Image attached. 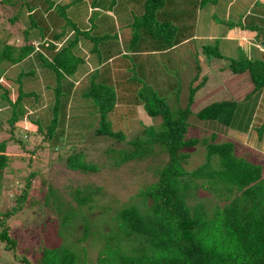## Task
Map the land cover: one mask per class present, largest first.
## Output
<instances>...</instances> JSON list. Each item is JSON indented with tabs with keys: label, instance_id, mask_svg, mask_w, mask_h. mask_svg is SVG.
I'll return each instance as SVG.
<instances>
[{
	"label": "trees",
	"instance_id": "1",
	"mask_svg": "<svg viewBox=\"0 0 264 264\" xmlns=\"http://www.w3.org/2000/svg\"><path fill=\"white\" fill-rule=\"evenodd\" d=\"M31 1L26 2L31 12L34 10L32 14L29 12L30 24L23 31L26 42L18 45L10 41L7 28L2 30L3 35L0 36V80L6 76V72L11 71L8 69L14 68L18 72L22 63L31 64L25 59L34 52L42 62L39 67L30 66L25 70L27 72L20 71L15 82L18 84V97L15 100L8 96V90L0 81V88L4 89L1 98L11 107L9 117L0 121V128L6 125L8 132H11L9 138L0 140V188L3 171L10 161V154H7L9 141H15L23 149L29 144L24 136L32 139L33 135L44 129L43 118L31 119L26 105V97H34L36 102L41 92L34 88L27 90V85L21 81L24 74H31L34 82L38 83L44 71L52 72L56 83L54 87L46 84L48 89L54 91V101L51 122L44 130L45 139H53L52 142L57 144L64 136L56 129L60 126L58 113L66 114L69 100L66 101L65 96L68 99L74 95L77 103L80 99L89 100L96 105L95 120L98 124L88 131L96 135L95 141L116 138L134 145L133 150L109 148V160L114 159L109 162V167H118L131 159L135 164L147 159L148 164L138 172L141 175L153 172L157 178L154 181L147 179L143 183L138 181L142 184L135 194L136 198L118 203L117 207L100 202L101 197L106 195L103 186L90 180L84 182L75 179L76 184L69 185L71 200H61L56 207L60 212L61 224L56 234L64 241L40 248L42 252L36 264H264V150L251 148L239 137L229 136V133H234L232 130L238 134L254 131L260 142L264 139L263 54L255 53L256 56L250 57L240 50L239 56L228 57L222 54L219 39L214 44L202 46L205 56L228 60L227 65H219L216 70L223 71L228 67L233 73L248 72L252 87L244 102L221 98L195 107L198 104V91L207 85L211 75L206 71L201 75L205 64L199 57L196 59L195 74L188 82V92L182 93V89H179V93L171 96V99L160 94L159 87L145 81L144 71L137 67L132 58L127 59L125 74H120L119 70L113 77L110 63L106 62L88 78L75 84L69 77L78 72V66L84 59L75 53L74 47L81 35L93 42L92 29L83 31L73 24L74 37L69 44L59 47L56 41L66 32L56 30L43 15L52 11L56 1L42 0L39 6L34 4L35 0ZM201 1L203 4L219 2ZM2 2L5 8L17 4L15 0ZM150 2L154 6L152 10H159L165 0ZM65 7L55 4V9L60 13L64 12ZM244 10L237 12L238 18L217 17V21L226 23L230 28L238 26L253 30L255 19L248 14L250 8ZM146 13L153 20L152 24H159L154 20V14ZM69 19L65 21L66 24ZM9 20L11 24L15 21L20 23L19 10ZM168 23L158 26L162 25L165 34L168 33L165 39H169L167 47L171 48L176 43L172 42L174 29ZM34 30L38 31L36 37L32 34ZM37 41L40 42L38 50L35 45ZM134 69L138 76L132 73ZM200 77L203 79L195 83ZM128 100L132 101V111L129 115L122 114L120 120L114 122ZM141 112L147 118H160V123L145 126L142 132H133ZM26 117L34 121L36 130L29 132L17 125ZM194 127H202L208 133L201 137L188 135ZM16 131L21 136H16ZM197 145L205 148L207 158L203 164L189 170L187 163L190 152L193 149L199 152ZM75 150L73 147L67 153L68 168L79 172H96L100 169L98 164L84 160L83 150ZM24 157L21 156L23 161ZM35 176L36 172L29 173L25 187L17 192L11 210L0 211L1 225L12 213L38 203L35 197L28 195ZM200 189L209 195L202 194ZM55 193L50 186L45 201L48 202L52 195L58 201ZM79 225H82V235L77 239L71 238ZM46 230L45 227L40 232ZM82 241L89 242V245H79L78 242ZM0 243L16 247V239L10 235L8 227L0 229ZM90 246L96 250L93 257L90 256L93 253ZM21 260L33 264L27 256Z\"/></svg>",
	"mask_w": 264,
	"mask_h": 264
},
{
	"label": "rangeland",
	"instance_id": "2",
	"mask_svg": "<svg viewBox=\"0 0 264 264\" xmlns=\"http://www.w3.org/2000/svg\"><path fill=\"white\" fill-rule=\"evenodd\" d=\"M15 1L16 5H9L5 8L3 6L4 1L0 0V36L3 35L2 30L7 28L10 32L8 39L18 45H22L26 42L23 34L24 28L30 24L29 12L31 10L26 5V2L31 3L32 1ZM41 1L35 0L34 4L39 6ZM254 1L219 0L218 4H213L212 2L203 4L201 0H165L162 8L152 10L154 6L150 0H56L55 4L66 6L64 12L61 11L60 13L57 8L55 9L54 4L53 9H51L52 11L43 15L45 20H48V22H51L56 27H54L56 30L66 32L65 36L58 40L59 47L69 44L72 40L74 34L69 28H73V24H76L78 27L80 26V29L83 31L89 30V28L92 29L91 35H94L93 42L85 38L84 35H81L79 36L78 44L74 47L75 53L79 57L84 58V61L78 66V72L69 77L70 80H74L75 84L88 78L98 68L96 67L98 60L108 57L109 54L115 53V51L123 50L122 46L115 48L112 46V43L116 42L117 45L120 44L118 36L124 30L130 34L129 36H124L126 42L124 45L128 51H131L132 46L156 50V55H151L148 59L144 60L139 56V69L144 71L147 77H145V81L151 83L154 87H159L161 89L160 94L169 96L171 99V96L179 93V89H182V93L184 91L188 92V82L192 80L195 74L196 59H198V53H201L202 44L209 45L212 44L213 40H216V38L211 39L209 35L214 34V37L219 38L224 36L225 32H228L226 39L230 40L231 49H229L231 52H228L233 56L236 55L237 57L240 54V49H236V46L240 45L246 48L243 42H246L249 38L248 35H245V32L242 33L243 28L238 26L232 28L230 26L226 27V23L221 25L218 23L217 17L225 19L236 18L237 12L241 13L244 9L246 11L248 8H252L253 5L251 4ZM91 5H98L101 8L90 11L89 6ZM215 5H217L220 11L219 9H215ZM18 10L20 23L15 21L11 24L9 19ZM108 11H113L114 15ZM146 11L152 15L154 14V20L159 24L171 23V27L174 29L172 42L177 43L173 50L163 51L169 45V39H165L168 33L165 34V28L162 25L152 24L153 20L148 16L149 14ZM260 12L264 14V9L260 10ZM32 13H34V10ZM48 14L49 17L47 18ZM248 14L253 16L256 15V12L250 9ZM67 18L70 19L68 20L69 23L66 24ZM257 25L264 28L262 23H257ZM224 26L226 29H224ZM114 29L117 30L112 32ZM36 31L32 32L33 37H36L38 33ZM93 44L97 45L99 53L91 50L90 47ZM222 44L225 45L224 43ZM35 45L38 50L40 42H35ZM185 49H188V51ZM226 49H228L227 46ZM98 54L101 56L100 59H98ZM119 56H123V54H119ZM202 56L204 57L203 54ZM125 58L127 56H123L117 61L119 63L123 62V65L126 63L124 72H122L123 74L126 73L128 67V62ZM25 60H28L27 62H31V64L22 63V66L19 67L20 71L30 69V66L32 68L39 67L42 63L35 52ZM219 62V60L215 62L214 58L211 57V60L205 63L204 72L201 75L205 71L211 72ZM8 70L11 71L6 72L5 78L3 77L0 81L1 85L8 90V96L12 100H15L18 97V84L15 82L20 71L17 72V69L14 68ZM132 73L138 76L135 69ZM33 77L31 74H24L21 81L27 85V90L34 88L39 93L42 92L44 94L43 96H39L40 98L36 101L37 103L34 97H26V105L30 112L28 116L31 119L37 117L43 118L44 129L37 135H33L32 139L24 136V138L28 139L27 142L29 144L23 149L15 141H9L7 154H10V161L3 171L4 179L1 181L0 188V211L11 210L15 204L17 192H20L25 187L27 176L31 172H36V176L32 178L33 182H31L28 195L29 197H35L38 203L32 207H25L12 213L2 225L0 224V229L3 227L9 228L10 235L17 242L16 247L13 248L7 247L5 243L4 245L0 243V249L2 250L0 264H27L21 260L24 256H27L33 264H36V260L42 252L40 248L58 245L64 241L56 234L57 228L61 226L59 221L60 212L56 207L61 200L64 202L71 200L69 185L71 183L75 185V179L84 182L90 180L95 182V184L103 186L106 195L104 198L103 196L101 197L100 202L109 203L113 207H117L118 203L134 200L136 198L135 194L139 191V187L143 182L147 179L153 181L157 179L152 174L153 172H146L143 175L138 172L143 166L148 164L149 160L147 159L138 164H135L133 159H131L118 167H109V162L114 161L113 158L109 160L108 154L111 153L108 151L109 148L133 150L134 145L116 138H110L107 141H95L96 135L93 134V131H88L94 129L95 125L98 124L97 119L95 120L97 118L96 105L89 100L80 99L79 103H77L74 95L68 97V99L65 96L64 99L66 101L69 100V103L67 104L65 115L58 113L60 126L56 129L57 132H63L64 136L62 135L61 142H57V144L52 142L53 139H45L44 130H46L52 117L51 109L54 101V91L48 89L46 84L54 87L56 83L54 74L50 71L42 72L38 78L40 81L38 83L34 82ZM219 79L220 83H222L219 89V98H235L238 95H245L244 85L240 84L237 87H233L224 81V74H221ZM3 90L1 87L0 121L9 117L11 109L9 104L1 98ZM232 92L234 93L232 94ZM207 94L206 92L201 97H205L204 101L210 97V95L206 96ZM130 95L133 96L134 93H130ZM198 106V104L195 105L197 108ZM132 107V101L128 100L125 109L117 115L114 122L120 120L122 114L129 115ZM145 115L144 112L138 115L133 132L139 133L142 132L145 126L160 123V118H147ZM17 125L22 129L29 130V132L37 128L34 121H30L29 117L18 121ZM201 129L194 127L188 135L192 134L193 136L197 135L201 137L208 133V130ZM232 131L234 133H229V136L233 138L239 137L244 144L249 145L251 148L264 150V140L260 142L254 131L247 134H238L235 133L236 131ZM15 133L16 136H21L19 131ZM25 135L27 134L25 133ZM10 136L11 132H8L6 125L0 128V140L7 139ZM201 146L197 145V148L200 149L199 152L194 149L190 152L187 163L189 170L195 169L206 161L207 152L205 153V148H200ZM73 147L76 148L75 151L83 150L85 154L84 160L98 164L100 169L96 172H79L68 168L66 166V156L68 155L67 153L72 151ZM62 150L63 153H60ZM21 156H25L24 161ZM50 186L56 191L55 195L58 201L55 200L53 195L50 196L48 202L45 201V195ZM199 191H202V194L209 195V193L204 192L202 189ZM201 193L199 194L200 196ZM45 227L47 230L40 232ZM75 231V234L73 233L70 237L77 239L82 235V225H79ZM78 244L88 246L89 242L82 241L78 242ZM90 250H93V253L90 254L93 257L96 250L91 246Z\"/></svg>",
	"mask_w": 264,
	"mask_h": 264
},
{
	"label": "crops",
	"instance_id": "3",
	"mask_svg": "<svg viewBox=\"0 0 264 264\" xmlns=\"http://www.w3.org/2000/svg\"><path fill=\"white\" fill-rule=\"evenodd\" d=\"M242 1V0H240ZM260 1L261 3H257L256 0L253 2V5L252 8H250L251 10H254L256 12V15H251L252 19H255V22H254V25H255V28L253 30H247V29H243L242 30V33L245 32V35H248V40L245 42H243V45L245 47L246 45V48H243L242 46L238 45L236 46V49H240V50H243L248 56L250 57H254L256 56L255 53L257 54H263L264 56V28L262 27H259L257 25V23H262L263 26H264V14H262L260 12V10H263L264 9V0H258ZM218 4V3H217ZM242 4V3H241ZM215 9H219L217 7V5H215ZM101 7L100 6H89V9L90 11H93V9H100ZM263 8V9H262ZM260 9V10H259ZM220 11V9H219ZM110 12L112 15H114V12L113 11H108ZM222 12H223V9H222ZM262 16V17H261ZM238 18V15L237 17ZM219 24L223 25L222 23L218 22ZM226 26V25H225ZM224 26V29H226V27ZM241 29V28H240ZM115 30L117 29H114L112 30V32H114ZM230 30V28H229ZM228 30V31H229ZM75 34V33H73ZM129 32H125L124 30L121 32V35L118 36L119 37V41H120V44L117 45L116 42H113L112 43V46L113 47H117V46H122L123 50H119V51H115V53H112V54H109L108 57L102 59V60H98L97 62V65L96 67H101L102 64L106 63V62H109L110 63V69H111V73L114 77V75L116 76L117 73H119L118 71L120 70V74H123L122 72H124V69H119V67L121 68H125L124 65H123V62L119 63L117 62L119 59H121V57L123 56H127V58H125L126 60L127 59H130L132 58V60L134 59V61L136 62V65L138 68L139 67V56L142 58V59H148L149 56L151 55H156V50L155 49H151V50H147V48H139V47H136V46H132L131 47V51H128L126 49V46L124 45L125 40H124V36H129ZM228 35V32H225L224 36L222 37H214L215 35L212 34V35H209L211 37V39H214L216 38V40H210L212 41V44L215 43V41H217V39H219V42H220V49H221V52L222 54L228 56V57H236V55H232L230 54L228 51H230V40L229 39H226V36ZM242 35V34H241ZM41 36V35H40ZM64 37V36H63ZM74 37V36H73ZM225 38V40H224ZM60 40V39H59ZM181 41V40H180ZM179 41V42H180ZM58 42V40L56 41ZM92 42V41H91ZM191 42V41H190ZM189 42V43H190ZM222 43H224L228 49H226V46L223 45ZM177 44V43H176ZM176 44H174L173 47H167V48H164L163 51H168L170 49L173 50V48L176 46ZM185 44H188V43H185ZM59 45V44H58ZM182 46V45H181ZM187 46V45H186ZM203 46V44H202ZM193 47V46H192ZM91 50L93 51H96L97 53H99V48L98 47H95L94 48V45H92L91 47ZM197 48V47H196ZM224 49V50H223ZM230 49V50H229ZM248 49V51H247ZM186 51H188V49H185ZM105 51V50H103ZM231 52V51H230ZM119 54H123V56H119ZM201 54V55H200ZM202 54L204 55L203 53V48L201 47V53H198V57L200 56V59L203 61V63L205 64L207 61L211 60V56L210 58L205 56L204 57L202 56ZM101 56H99L98 54V59H100ZM212 58H214V61L217 62L218 60H220L219 64L216 65V67L218 65H227L228 64V60H222V59H219V58H216L214 56H212ZM84 59V58H83ZM126 64V63H124ZM204 72V71H203ZM211 75H210V78L208 79V82H207V85H205L200 91H199V95H197V102H198V108L199 107H202L204 105H206L207 103L213 101V100H216V99H221L219 98L220 97V92H219V89L221 88V84L220 83V79H219V76L221 74H224V81L228 82L230 85H232L233 87H237L238 85L242 84L245 86V95L243 96H240L238 95L237 97H230L229 99H238L240 102L243 101L244 102V99H246V96L248 94V92L251 90V87H252V84H251V79H250V75L248 74V72H243V73H233L231 70H229L228 67H226V69H224L223 71L222 70H216V68L212 69V71L210 72ZM146 77V75H145ZM223 77V76H222ZM147 78V77H146ZM116 78L113 79V81L115 80ZM201 79H203V77H200L199 79H197L195 81V83H198L199 81H201ZM147 82V81H146ZM249 88V89H248ZM208 93L206 96L210 95L209 98H206V100L204 101L205 97L204 98H201L203 94L205 93ZM216 93V94H215ZM234 92H232L233 94ZM44 93L41 92V96H43ZM212 94V95H211ZM236 94V93H235ZM264 140V139H263ZM262 142V141H261ZM256 149V148H255ZM260 149V148H258Z\"/></svg>",
	"mask_w": 264,
	"mask_h": 264
},
{
	"label": "clouds",
	"instance_id": "4",
	"mask_svg": "<svg viewBox=\"0 0 264 264\" xmlns=\"http://www.w3.org/2000/svg\"><path fill=\"white\" fill-rule=\"evenodd\" d=\"M56 1V0H55ZM56 3V2H55ZM60 3V2H59ZM70 31H72L73 33H75L74 31V27L73 28H69Z\"/></svg>",
	"mask_w": 264,
	"mask_h": 264
},
{
	"label": "bare ground",
	"instance_id": "5",
	"mask_svg": "<svg viewBox=\"0 0 264 264\" xmlns=\"http://www.w3.org/2000/svg\"><path fill=\"white\" fill-rule=\"evenodd\" d=\"M37 49V48H36Z\"/></svg>",
	"mask_w": 264,
	"mask_h": 264
}]
</instances>
